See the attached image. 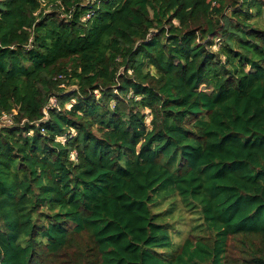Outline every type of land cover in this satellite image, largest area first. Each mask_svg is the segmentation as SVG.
Returning a JSON list of instances; mask_svg holds the SVG:
<instances>
[{
    "label": "trees",
    "instance_id": "16d2710c",
    "mask_svg": "<svg viewBox=\"0 0 264 264\" xmlns=\"http://www.w3.org/2000/svg\"><path fill=\"white\" fill-rule=\"evenodd\" d=\"M84 3L0 0V264H264V0Z\"/></svg>",
    "mask_w": 264,
    "mask_h": 264
},
{
    "label": "built area",
    "instance_id": "2783aa9c",
    "mask_svg": "<svg viewBox=\"0 0 264 264\" xmlns=\"http://www.w3.org/2000/svg\"><path fill=\"white\" fill-rule=\"evenodd\" d=\"M100 4H101V0H85L84 6L88 7L90 10L86 13V15L83 18L84 22H87L94 18L96 14L95 7L99 6ZM57 106H58L57 98L53 97L51 98L47 108H50V107L56 108ZM45 114L47 116L48 114L47 109L45 110ZM12 124H13V121H12L11 115L4 114L0 116V128L3 126L12 125Z\"/></svg>",
    "mask_w": 264,
    "mask_h": 264
},
{
    "label": "rangeland",
    "instance_id": "374dc122",
    "mask_svg": "<svg viewBox=\"0 0 264 264\" xmlns=\"http://www.w3.org/2000/svg\"><path fill=\"white\" fill-rule=\"evenodd\" d=\"M203 91H206L207 88L206 87H202L201 88ZM162 210H166L167 209V204H164L161 206ZM191 223V219H190V215H185L183 214L182 219L178 222V229L174 230V245H173V249L177 248L179 246V244L182 242V240H184V238L187 236V233L189 231V224Z\"/></svg>",
    "mask_w": 264,
    "mask_h": 264
}]
</instances>
